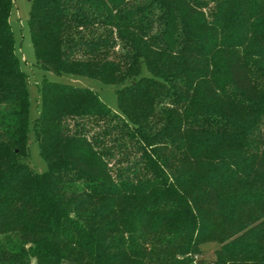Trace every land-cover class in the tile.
Here are the masks:
<instances>
[{"label": "trees", "instance_id": "trees-1", "mask_svg": "<svg viewBox=\"0 0 264 264\" xmlns=\"http://www.w3.org/2000/svg\"><path fill=\"white\" fill-rule=\"evenodd\" d=\"M0 0V264H264V0H31L30 94ZM146 67L148 74L143 73ZM220 247L211 263L201 246Z\"/></svg>", "mask_w": 264, "mask_h": 264}, {"label": "rangeland", "instance_id": "rangeland-1", "mask_svg": "<svg viewBox=\"0 0 264 264\" xmlns=\"http://www.w3.org/2000/svg\"><path fill=\"white\" fill-rule=\"evenodd\" d=\"M30 9L31 0H15L10 16V23L15 37V48L20 60L22 69L27 73L28 88L31 99L30 104V131H29V154L24 160L32 165L39 172L47 170V162L40 154L39 144L35 138L34 120L39 116L42 108V97L40 87L45 80L70 83L77 86L90 87L97 91L101 98L114 110L120 112L117 102V90L119 85L107 84L103 81L76 74L62 73L42 68L37 61L36 52L33 46L32 34L30 30ZM143 73L148 74L146 67H143ZM220 247L219 243H204L202 253L196 258L205 259L213 262L216 258L215 251Z\"/></svg>", "mask_w": 264, "mask_h": 264}, {"label": "crops", "instance_id": "crops-1", "mask_svg": "<svg viewBox=\"0 0 264 264\" xmlns=\"http://www.w3.org/2000/svg\"><path fill=\"white\" fill-rule=\"evenodd\" d=\"M14 2H15V0H14Z\"/></svg>", "mask_w": 264, "mask_h": 264}]
</instances>
